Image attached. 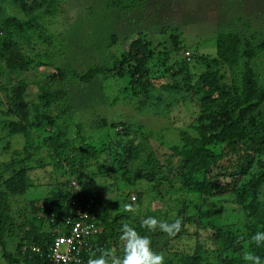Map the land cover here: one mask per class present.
Returning a JSON list of instances; mask_svg holds the SVG:
<instances>
[{
  "label": "rangeland",
  "instance_id": "rangeland-1",
  "mask_svg": "<svg viewBox=\"0 0 264 264\" xmlns=\"http://www.w3.org/2000/svg\"><path fill=\"white\" fill-rule=\"evenodd\" d=\"M138 1L140 7L142 5L141 8L123 14L118 9L134 3V0H124L121 7L108 9L106 5L115 0H0V48L5 42L15 44L33 63L19 78L28 85V103L32 105L38 103L40 93L37 84L58 70L83 75L93 66L105 64L108 69L105 72L110 76L108 80L98 78L89 85L72 79L57 80L55 86L67 91L69 95V100L64 105H67V109L74 107L73 116L77 117L73 118L69 111L61 114L62 121L58 122L56 126L58 128L54 127L53 131H41L39 134L33 132L31 136L26 135L23 138L10 136L8 123L14 118L3 119L0 115V165L13 159L14 151L27 150L34 156L28 165L34 168L41 167V170L31 171L29 182L33 183V186L30 184L26 194L11 198L10 211L16 224H21L24 219L29 220L26 215L29 202L34 201L36 206L41 205L45 198H49L60 188L61 178L55 179L67 169L66 163L62 160L64 155L60 157L63 151L68 150V147L58 149L60 141L56 137L62 122L70 128L74 123L86 127L87 124H94L93 131L87 130L85 133V136L92 137L93 143H106L110 135L111 142L120 144V148L132 144L140 153L142 150L152 153L162 165L166 160L168 164L175 165V159L170 157V148L180 145V132L194 133L190 126L200 113L197 98L190 95V90H186L196 81L198 75L206 70L200 57L216 58L215 39L222 31H235L242 38L256 34L257 39L251 40L254 45L264 41V0ZM35 2L43 5L37 9L34 6ZM48 3H51L52 7H49ZM11 18L18 20V26L7 23ZM137 31L141 35H138ZM111 36H115V43L108 51H103L104 47H108V39ZM138 37L148 44L153 55L149 60L152 67L148 73H142L145 78L142 84L149 87L146 95L141 86L135 85L132 89L128 83L130 79L113 76L118 69L121 54L126 52L128 44ZM173 38L178 41L176 45L172 42ZM164 58H167V61L163 60ZM180 60L186 61L188 75L182 71L174 79L169 73H164L163 68L169 69L173 61ZM255 62H252V66L256 64L257 68L260 67L259 71L264 74V51L259 53ZM214 69H217L216 72L219 71L217 77L220 85L231 91V73L228 67L218 63V66H213ZM159 71L164 75L161 79L157 78ZM127 72L131 73L132 68ZM135 79L138 80V77ZM96 93L104 100L99 101L97 98L96 102L89 97ZM115 98L118 101L115 102ZM4 100L5 92L0 90V111ZM259 114L264 116V105L261 106ZM98 118H106V127H96L99 125L95 123ZM256 119L259 120L258 117ZM118 122L126 123L127 133L112 128V124L116 125ZM97 129L102 130L96 131ZM72 132L69 138L74 137L75 133ZM51 136L49 144L46 138ZM17 156L22 158L20 155ZM258 156L251 175L260 172L263 167L264 154ZM125 170L114 171L102 177L96 170L88 169L86 179L80 182L84 190L100 193L108 221L116 218L122 210L125 211V205L130 204L129 200L134 205L137 191L144 195L140 199V206L134 205L138 211L135 215L130 213L132 218H139L146 212L147 207L151 210L159 207V197L167 200L164 197L166 195L168 198L165 190L161 193L154 190L155 183L147 184L129 167ZM220 173L219 168L212 167L207 178L213 176L212 179L217 184H223L226 180L217 176ZM49 175H52L53 181L52 179L47 181ZM7 179L2 177L0 183L4 184ZM249 179L250 176L244 178L239 186L246 188ZM173 185L180 187L179 182H174ZM248 193L250 194L249 191ZM169 198L174 200L178 197L170 194ZM236 198H238L236 194L228 193L204 200L195 191L179 198L191 200L194 205L199 206L198 214L202 215L195 216L201 223V228L193 227V232L198 236V244L218 252L221 260L216 261L214 258V263L223 264V260L228 258L231 264H245L242 259L244 252L252 251L249 246L250 239L240 228L246 218L242 206L235 202ZM257 201L264 205V184ZM211 211L217 215L205 218L204 214ZM257 214L264 220V212L257 210ZM251 225L256 232L263 231L258 222L251 221ZM219 229H222L224 238L215 241L212 235ZM45 230L50 231L47 228ZM228 232L243 233L239 239L241 255L232 252L229 241L232 238ZM19 235L23 236V233L20 232ZM14 245L8 243V250L14 252ZM0 264L5 263L0 259Z\"/></svg>",
  "mask_w": 264,
  "mask_h": 264
},
{
  "label": "trees",
  "instance_id": "trees-1",
  "mask_svg": "<svg viewBox=\"0 0 264 264\" xmlns=\"http://www.w3.org/2000/svg\"><path fill=\"white\" fill-rule=\"evenodd\" d=\"M123 1L115 0L109 3L110 6L107 4L106 9L121 7ZM137 1L134 0V3L130 2L131 4L122 6L118 10L125 14L130 10L139 9L142 5L140 7ZM41 4L35 2L34 6L38 9L42 6ZM48 6L52 7V4L48 3ZM7 23L18 26L16 19L11 18ZM18 30H21V26ZM137 32L141 35L139 31ZM256 36L253 34L242 38L235 31L219 32L215 39L216 58L200 57L206 70L201 72L196 81L186 89L190 90L192 97L197 98L200 113L198 111L199 116L190 126L194 133L180 132V145L170 148V157L175 159V165L168 164L167 160L162 165L152 153H146L145 150L140 153L135 147L133 148L132 144L120 148V144L111 142L110 135L106 143H93L92 137L85 136V133L87 130L93 131L94 124H87L86 127L80 123H74L70 128L62 122L56 137L60 141L58 149L68 147V150L63 151L60 157L64 155L62 160L66 163L67 169L55 179L61 178L60 188L57 187L56 192L49 198H45L41 205L36 206L34 201L29 202L26 208L29 220L24 219L21 224H16L10 211L11 198L26 194L30 184L33 186V183L29 182L31 171L41 170V167L34 168L28 165L34 156L27 150L14 151L13 159L0 165V181L2 177L8 178L3 182L4 184L0 183V259L5 264H52L48 255L54 236L61 233L68 234L73 224L80 220V215H85L81 220L82 223L94 227L97 233L89 238L90 248L82 252V264H87L91 251L97 248H115L117 254L122 255L119 235L124 223L136 227L141 235H148L152 241L153 250L165 256V264H218L213 262L214 258L216 261L221 260L218 252L198 244V236L193 232V227L201 228V223L195 216L201 214H198L199 206L194 205L191 200L179 199L192 191L202 196L204 200L221 197L228 193L236 194L238 198L235 202L242 206L245 213L246 221L240 227L244 234L251 239V236L256 233L252 225L250 226L251 221L258 222L264 231V220H261L262 217L257 214V210L264 212V205L257 201L264 184V164L260 172L251 175L256 164V157L264 154V116L259 114L261 106L264 105V74L259 71L260 67L257 68L256 64L252 66V62L257 60L259 53L264 51V41L254 45L251 40L257 39ZM173 40L172 42L176 45L178 41L176 38ZM108 41V47H104L103 51H108L115 43V36H111ZM2 44L0 90L5 92V100L2 103L0 115L3 119L14 118L8 123L10 136L23 138L26 135L31 136L33 132L39 134L41 131H53L58 122L62 121L61 114H66L68 111L72 113L73 118L77 117V115L73 116L74 107L67 109V105H64L68 102L69 95L67 91L55 86L57 80L72 79L89 85L98 78L104 80L110 78L105 72L108 71L105 64L93 66L83 75L58 70L57 73L37 84L40 93L39 101L36 105H32L27 101L28 85L19 78L33 63L22 54L17 45L6 42ZM151 51L152 49L140 37L134 38L128 44L126 52L121 54L118 69L113 74L114 78L130 79L128 83L132 89L135 85L141 86L146 95L149 87L143 86L142 80L145 78L142 73H148L149 68L152 67L149 62L153 56ZM96 53L100 52L96 51ZM163 60L167 61V58ZM218 63L228 67L231 73V91L225 90L219 83L217 77L219 71L213 70V66H218ZM186 64L185 60L173 61V65L169 69L163 68V71L175 79L182 71L188 75ZM130 68L132 72L128 73ZM136 76L138 80L135 79ZM162 77L164 75L160 72L157 78ZM172 87L168 86V88ZM162 89L165 88L162 87ZM93 96L89 97L96 102L97 98L99 101L104 100L97 93ZM114 101L118 99L115 98ZM90 102L92 103L91 100ZM78 106L80 107V103ZM59 108L61 110H58ZM98 119L95 123L99 125L96 127H106V118ZM125 124L118 122L116 125L112 124V128L118 129V132L120 130L127 133ZM100 130L102 129L96 131ZM72 131L75 135L69 138ZM50 138L52 136L46 138L49 144ZM128 167L147 184L155 183L154 190L159 193L165 190L168 198L166 195L163 196L167 200L159 197L160 206L153 210L147 207L146 212L139 218H132L130 213L122 210L116 218L108 221L100 193L84 190L80 182L86 179L88 169L96 170L103 177L114 171H124ZM212 167L220 169L221 173L217 176L225 179V183L217 184L212 179L213 176L207 178ZM248 176L250 179L246 183V188L239 186V183ZM50 179L53 181L52 175H49L47 181ZM174 182H179L180 187H175ZM170 194L178 198L171 200ZM143 195L142 192L137 191V197L134 199L135 206H140ZM126 200H129V196ZM129 203L132 204L130 200ZM211 215L217 214L213 211L206 212L204 217L210 218ZM148 216L168 222L179 218L182 220L181 230L174 237H168L159 231L148 233L146 229L140 227L141 219ZM20 232L23 236L19 235ZM228 234L232 238L229 240L232 252L241 255L239 239L242 238L243 233L228 232ZM212 236L215 241L222 240L224 238L222 229ZM8 243L15 244L14 252L8 250ZM251 248L261 257L263 264L264 246L257 248L253 244ZM223 262V264H231L228 258H225Z\"/></svg>",
  "mask_w": 264,
  "mask_h": 264
},
{
  "label": "clouds",
  "instance_id": "clouds-1",
  "mask_svg": "<svg viewBox=\"0 0 264 264\" xmlns=\"http://www.w3.org/2000/svg\"><path fill=\"white\" fill-rule=\"evenodd\" d=\"M125 211L135 215L138 210L133 204H127ZM140 227L148 233L159 231L168 237H174L181 230L182 220L177 218L168 222L148 216L141 219ZM119 241L122 255H118L115 248H97L91 251L87 264H165V256L154 251L150 237L141 235L136 227L128 223L122 224ZM253 244L257 248L264 246V231H257L251 236L249 246ZM62 259L64 264H69V260L72 264H81L75 257ZM242 259L245 264H262L261 257L253 251H245Z\"/></svg>",
  "mask_w": 264,
  "mask_h": 264
},
{
  "label": "built area",
  "instance_id": "built-area-1",
  "mask_svg": "<svg viewBox=\"0 0 264 264\" xmlns=\"http://www.w3.org/2000/svg\"><path fill=\"white\" fill-rule=\"evenodd\" d=\"M84 217L85 215H80V220L73 224L68 234L61 233L54 236L48 255L52 264H64V259L62 258L71 257H75L81 262L82 252L86 248H90V236L97 233L94 227L82 223L81 220ZM69 263L72 264L71 260H69Z\"/></svg>",
  "mask_w": 264,
  "mask_h": 264
}]
</instances>
